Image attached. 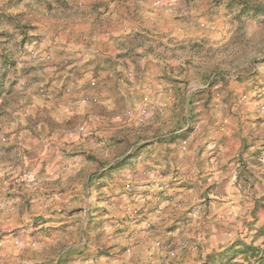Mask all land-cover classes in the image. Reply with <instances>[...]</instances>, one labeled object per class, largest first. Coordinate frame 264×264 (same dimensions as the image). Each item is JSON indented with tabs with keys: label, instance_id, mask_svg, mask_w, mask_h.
Returning <instances> with one entry per match:
<instances>
[{
	"label": "clouds",
	"instance_id": "obj_1",
	"mask_svg": "<svg viewBox=\"0 0 264 264\" xmlns=\"http://www.w3.org/2000/svg\"><path fill=\"white\" fill-rule=\"evenodd\" d=\"M233 2L236 7L229 11L226 6ZM245 4L250 7L243 15H238ZM24 5L26 7L22 5L20 9L12 10L13 13H23L22 16L16 17L13 24H0V88L6 86L7 91L12 93L11 96L0 97V105H10L9 111L20 109L34 90L51 77L63 62H82L95 57L105 47H114L130 39L120 36L106 42L99 35L98 26L91 24L95 14L85 6L84 0H24ZM7 9L8 0H0V12ZM217 11L220 18L216 25L222 26L225 38L219 43L209 40L202 50L194 49L185 54L194 58L190 65L192 70L185 72L186 84L183 87L175 90L162 80L154 79L153 77L160 76L162 72L168 76L173 74L161 66L148 74L142 92L140 85L134 83L138 90L137 95L146 94L145 98L136 103V97H133L128 110L120 113L121 119L112 120L109 116L107 119L91 122L93 132L96 131L97 125L100 126V135L96 139L103 140V145L96 144L92 138H89L88 142L80 139L65 145L64 138H44L46 134H42L41 140L33 141L34 145L39 143L44 148L43 151L33 149L38 152L36 160H29L20 151L12 158L13 162L19 161L18 164L14 167H0V207L6 209L0 219V264H34V261L40 262L50 255L47 250L48 243L41 232L45 225L34 228L33 220L38 214L49 216L53 209L71 207L67 202L71 196L65 193L63 202H56L55 199L48 201L45 204L47 211L27 212L20 216L14 210H9L11 205L20 207L23 201H9L7 193H17L27 199L33 195L40 197L45 189L58 187L50 183L56 179L51 173L61 176L65 174L66 167L72 163L63 158L65 152L79 151L85 155L94 152L99 160L106 162L107 166L99 169L105 173L123 162L125 171L116 180L110 181L107 190L109 194L120 192L119 185L130 181L135 187L137 182L143 185L147 180L159 179L160 171L168 165H171L172 170L179 169L176 175L178 181H188L196 185V191L189 194L185 200V207H196L192 213L187 214V222H180L177 232L173 233L177 240L175 252L180 253L182 249H188L191 252V264H197L195 258L198 256V246L206 253L213 249L219 251L218 246L227 244L236 236L237 231L241 234L247 231L242 225L245 221L253 220L250 215L253 202L264 197V123L257 126L256 123L250 122L258 117L264 118V99L252 102V97L257 95V92L264 95V88L260 87V84H264V0H222ZM85 21L90 27L84 26ZM199 27L207 36L209 28L213 26L201 22ZM60 51H63L64 55H59ZM140 63L143 65L144 61ZM172 63L182 65L183 59L169 63V67H172ZM179 70L177 67V74ZM205 75L207 79H203ZM249 76L252 77L251 80L247 79ZM217 77L229 83L224 87L217 85L213 88V81ZM237 77H244V83H237ZM36 78H40L39 83L34 82ZM87 79H91L90 75L85 77V80ZM252 80L259 82L257 91L244 95L245 86L250 85ZM83 83L84 80H80L74 87ZM194 84L200 85L195 91ZM208 92H211L213 100L205 107L202 95ZM204 99H207V96H204ZM56 103L57 101L49 98L41 106L51 110ZM65 103L68 107H65ZM37 104L39 101L29 108L22 109L23 115L33 112ZM133 104L135 107H132ZM69 107L73 111L79 110L77 105L66 97L64 102H60L58 111L67 113ZM193 112L199 121L195 125L194 135L180 147L178 160L173 162L171 158L165 159V149L175 148V145L158 143V140L167 139L173 133H188L193 127ZM200 114H203V118ZM22 120L23 116L20 117L21 122ZM10 130V127L4 129ZM117 139L124 140L121 149L127 148L126 153L118 154L109 147ZM129 142L131 147H127ZM222 142L227 146L221 147ZM50 143L56 144L55 152L48 148ZM245 143L250 145L248 151H243ZM144 144H150L152 147L143 155L137 156L136 149L142 148ZM201 146H205V155L214 153L215 158L208 161L197 156ZM105 148H108V151H104ZM257 149H262L260 154L252 155ZM154 160L160 161L159 167L153 164ZM45 161H49L51 172L40 175ZM149 166L152 171L148 170ZM82 167L78 186L74 185L72 189V194L79 193L81 200L84 199L83 183L94 171L92 167ZM76 170L78 169H74ZM245 177L248 178V183L245 182ZM9 181L15 186L9 187ZM252 184H255V187H252ZM210 185L215 187L212 191L213 202L209 208L200 203V194ZM134 199L137 203L131 204L127 196L122 197L123 203L119 209L113 205L114 211L134 215L133 209L142 202L139 196ZM85 203L92 204L94 200L89 196ZM163 209L164 206L161 205V211L149 217L146 224L139 227L133 225L135 232L131 239L124 243L131 244L137 238L151 235L153 229L148 225H155V229L159 230L164 223H171V216L167 220L163 219ZM173 215H182V211H176ZM80 223L86 227L84 217L80 218ZM261 225H264V207L259 212L257 227ZM76 240V244H73L72 240H68L67 244L73 247L88 244L87 236L83 240L77 236ZM108 242L110 238L106 236L99 243L88 244V247L94 252L97 247ZM14 250H18L21 256L14 255Z\"/></svg>",
	"mask_w": 264,
	"mask_h": 264
},
{
	"label": "rangeland",
	"instance_id": "obj_2",
	"mask_svg": "<svg viewBox=\"0 0 264 264\" xmlns=\"http://www.w3.org/2000/svg\"><path fill=\"white\" fill-rule=\"evenodd\" d=\"M91 1L92 0L84 1L85 6L90 9L91 13H97L100 6H93V3H89ZM120 2H122V4L119 6L118 10L123 14L130 10V6H132L131 4L138 3L141 5V7H143V9L137 7L138 9H141V11L138 10L141 13L137 14H139L142 18H145L144 15L153 16L152 22H147V25L145 24L146 20L140 21L141 25H138V29L135 31V35L133 37L134 39H141L140 41L145 44V47H143V51H141V53L131 54L134 64L130 63L129 66L116 65L113 68H108L112 73V77H109L108 75H106V77H100L94 72H89L86 75H90L91 79H84V88H82L84 92L78 97L71 98L72 103L76 104L79 110L73 111V109L69 108V111L64 115L63 118H61V121H59L64 128L70 129L71 132L68 135L61 133L58 136V139L62 138L63 136L68 137L66 140H64L65 145H68L69 143H75L80 139L88 142L89 138H92L96 144L103 145V140L96 139V137L100 135V126L97 125L96 131L93 132L91 122L97 119H107L109 116H111L112 120L121 119L120 113L128 110L129 104L133 97H136V103L144 100L146 94L137 95L138 90L134 87V83L140 85V91L142 92L144 85L147 83L148 74L155 72L156 70L160 69L161 66H163L165 69H167V71H170L173 74L168 76L166 73L162 72L160 76L153 78L162 80L164 83L168 84L170 88L179 90L186 84L185 72L192 70L190 65H192L194 57L185 54L194 49L202 50L205 46V43L209 40L219 43V41H222L225 38L222 26L216 25V21L220 18L219 12L217 10L220 8L222 0H195V4L194 0H175V3H173V0H161V4L159 5L154 4V1H152V8H149L150 4L148 0H120ZM22 5L26 7V5H24V0H8V9L0 12V24H13L16 17L22 16L23 13L20 11L13 13L12 10L20 9ZM102 7L106 9V12L108 11L107 5ZM226 7L230 11L232 8L236 7V4L233 2L228 4ZM249 7L250 5L245 4L244 7L240 9V13L238 15H243ZM157 18H160V20ZM201 22L213 26L209 28V35L205 36L201 32L199 27ZM85 23H87V21L84 22V24ZM116 24H123V22ZM107 25H109V21H103V25L99 24L98 27ZM160 26L161 30L159 29ZM145 57H151V59L146 60ZM180 59H183L182 65L177 66L172 63V67H169V63ZM140 61H144L143 65H141ZM177 67L180 69L178 74L176 73ZM203 79H207V76L205 75ZM244 79V77L236 78L237 83L240 84L244 83ZM247 79L251 80L252 77L249 76ZM93 81L95 83H93ZM228 83V81L217 77L213 81L212 87L216 88L217 85L224 87ZM257 84H259L258 81L252 80L250 85L245 86L243 94L247 95L249 92H256ZM199 87V84H194L193 91ZM260 87L264 88V84H260ZM89 90H94V92L89 93ZM64 92L66 94L68 93L70 96H73L71 95L72 88H65ZM204 96H207V99H204ZM261 99H264V95H261L259 92H257V95L252 97V102H258ZM212 100L213 97L211 92L204 93L202 95V102L205 107H207L212 102ZM132 107H135V104H133ZM191 115L193 127L188 133H182L180 135L173 133L167 139L158 140V143L170 141L186 143L188 139L192 138L196 131L195 125L199 121L196 118V113L193 112ZM200 116L203 118V114H200ZM4 118L5 115L0 111L1 123L4 122ZM148 127L151 128V125ZM123 144V139H117L112 142L109 147L118 154H124L126 153L127 148L122 150L121 145ZM131 146L132 144L129 142L127 147ZM151 147L152 145L150 144H144L142 148H137V156L143 155V153L149 150ZM55 150L53 152H55ZM104 151H108V148H105ZM204 151V149H200L197 156L201 157V153ZM34 158L35 156H31L30 160H33ZM63 158L72 161V163L66 167L65 173H70L72 175L75 173L79 174L77 173L79 170L80 172L83 171L82 166L94 168V171L89 174L87 180H85L83 183L84 199L81 200L79 193L70 195L71 199H69L67 202L71 205V207L65 208V212H57L53 214V217H51L52 221L55 224H58L56 225V228H53L54 226L52 227L53 230L51 235L56 237L62 235L63 237L70 238L72 240H76L77 236L81 238L83 231L81 230L82 224L80 223V218H87L89 215L90 218L88 220L86 219L88 228H90L91 225H93L94 220H96L95 230L102 231L105 234L111 231V235L115 234L118 239L125 241L131 239V236L135 232L133 225L140 226L139 224H144L146 221V209L144 205H146V203L153 204L156 202V206L160 208L159 206L163 204H161V202L158 203V201H161V198L164 196H172L171 193L159 196V192L156 191L155 193H148L147 190H151L153 188L156 189V186H161V174H164L163 172H166L170 175L172 174L174 177H176L179 172V169L172 170L171 166L168 165L160 171L159 179L147 180L143 185L137 182L135 187L130 181L128 182V186H126L127 183L119 185L121 188L120 192H111V194H109V191L107 190L109 189L110 181L116 180L117 177H119L120 174L125 171V165L123 162L120 166L112 168L107 173H105L101 172L99 169L105 168L107 166L106 162L99 160L98 156L94 152L86 155L79 151L65 152L63 153ZM206 160L211 161L209 158ZM153 164L156 167H159L160 161L154 160ZM74 169L78 170L74 171ZM148 170L152 171V167L149 166ZM97 175H102L103 181H98ZM153 176H155L154 172ZM69 185L78 186V179L71 180ZM173 188L174 189L171 191H175V197L178 198L179 205L183 206V209H186L185 200L188 198L189 194H192L196 191V185L188 181L176 180ZM98 189H102L103 194H98ZM207 189L204 190L203 194H205V197L208 198V203L211 204V202H213V195L211 191L206 194ZM89 196L93 198L94 203H85ZM124 196L128 197V200L131 204L137 203L134 197H141L142 202L138 207L133 209L134 215L132 216L125 215L123 211L119 213L114 211L113 205H115L116 209H119L120 205L123 203L122 197ZM201 197L202 193L200 194V202L202 199ZM165 198L166 197L163 199ZM54 199L56 202H63L65 197H57ZM142 203H144V205ZM203 204H205V202ZM257 204L258 208L255 207L252 209L250 214L253 217V220L246 221L248 224L246 236L237 231L236 236L228 241L227 244L218 246L220 249L219 251L213 249L212 251L206 253L204 252L203 248L198 246V256L195 258L197 264H264V225L257 227L259 212L261 208L264 207V197L260 198V201ZM165 206L166 205H164V207ZM195 207L196 205H193L190 210H193ZM85 209L88 210L86 215L84 214ZM17 214L23 216V213L20 211ZM63 223L67 226L71 225L70 228H73H69V231H67V229L61 230ZM130 229L132 230L130 231ZM258 240H260L261 243H257ZM127 245L129 244L126 243L125 246L127 247ZM247 245L255 246L257 249L255 252H245V246ZM229 248H232V251L229 254H233V257L230 260H224L226 256L225 254L215 261L208 262L207 258H210V256L217 257V255H219L222 251ZM106 250L107 249L103 248L102 250H99V253H108ZM256 251L258 253L255 255L256 257H254L251 253H256ZM175 262L177 264H191V252L188 253L185 260H179ZM173 263V261L167 262V264ZM161 264L165 263L162 262Z\"/></svg>",
	"mask_w": 264,
	"mask_h": 264
},
{
	"label": "crops",
	"instance_id": "obj_3",
	"mask_svg": "<svg viewBox=\"0 0 264 264\" xmlns=\"http://www.w3.org/2000/svg\"><path fill=\"white\" fill-rule=\"evenodd\" d=\"M148 1L150 4L149 8H152V1H154V4H161V0ZM119 2L120 0H92L91 2H89L93 3V6L95 7L97 5L100 6L98 12L93 13L95 14V17L94 19H92L91 24L99 26V24L103 25V21H109V25L98 27L99 35L103 37L106 42L113 41L115 38H118L120 36H126L130 39H126L120 44L114 45V47H105L103 51L98 53L95 57L83 60L82 62H76L74 60H67L66 62H63L60 66L57 67V71L53 73L51 77H49L46 81L40 84V87L34 90L32 96L25 101V104L21 105L20 109H14L13 111H9L8 107L10 105H0V111L5 115L4 122L1 123L0 121V167H14L16 164H18L19 161L13 162L12 158L15 153L20 151H22L23 156L28 158L29 160L31 156H35L33 160H36L38 158V152L33 149L36 148L42 151L43 145L39 143L34 145L33 141L41 140L42 134H46L44 138L57 137L58 139V136L61 133H65V135L71 133L70 129L64 128L59 122L61 121V118H63L66 114L65 112L58 111L60 107V102H64L66 97L71 100L72 97H78L84 92V90H82V88H84L83 84H81L79 87L74 86L77 84L78 81L84 80V76H86L89 72H94L100 77H106V75L112 77V73L109 71L108 68H113L116 65L129 66L130 63L134 64L133 57L131 54L141 53V51H143V47H145V44L140 41L141 39L133 38L135 35V31L138 29V25H141V20H146L145 24L147 22L151 23L153 16L144 15L145 18H142L139 14H137L141 13L138 10L141 11V9H143V7H141V5H139L138 3L131 4L132 6H130V10L123 14L121 11L118 10L119 6L122 4V2ZM105 5H107L108 7L107 12L106 9L102 7ZM137 7H140L141 9H138ZM157 19L160 20V18ZM120 22H123V24H116ZM84 26L90 27V25H88V22L85 23ZM159 29L161 30V26ZM67 43L71 44L72 41H67ZM58 54L64 55V52L60 51ZM34 82L39 83L40 78H36ZM56 85H58V87H56ZM68 87L72 88L71 95L73 96H70L68 93L66 94L64 92V89ZM93 92L94 90H89V93ZM11 95L12 93L7 91L6 86L0 88V97ZM49 98L57 101L56 105L51 110L47 107L41 106L45 104L49 100ZM37 101H39V104H37L35 110L33 112H30L29 115L24 116L22 109L29 108L33 103ZM65 107H68L67 103H65ZM21 116H23L22 122L20 121ZM250 122L256 123L257 126H259L260 123H264V118L258 117L254 121ZM5 127H10L11 130L4 131ZM62 138L66 140L68 137L63 136ZM163 143L168 145H175V148L169 147L165 149V159L171 158L173 162L178 160L180 147L185 143H179L177 141ZM55 146V143H50L48 145V148L54 151L56 148ZM226 146L227 145L223 143L221 145V147ZM249 147L250 145L245 143L243 145V151H248ZM200 149H205V147L201 146ZM261 150L262 149H257L255 152L252 153V155H259ZM197 154L198 152L196 153V155ZM201 157L213 160L215 158V154L213 153L211 154V156L205 155L204 151L203 153H201ZM241 163L242 165L244 163L242 154ZM48 172H51V169L49 167V161H45L41 167L40 175H43ZM77 173L79 174L75 173L72 175L70 173H65L63 176L58 175L54 172L51 173L56 177V179L50 181V183L56 184L58 185V187L45 189L40 197H36L33 195L25 199L23 196H20L17 193H7V198L9 201H23V204L20 207H17L16 205H11V209L9 211L14 210L16 213L20 211L23 213V215H25L27 212L34 211L37 213H41L43 211H47V208H45V204H47L48 201H52L54 200V198L57 197L64 198L65 193H68L69 196L72 195L73 186L69 185V182L71 180H76L80 177V170ZM163 173L164 174H161V186H156V189L153 188L151 190H147V192L155 193L157 191L159 192V196L165 195L167 193L172 194V196H164L166 197L165 199H163V197L161 198V201H158V203L161 202L163 206L166 205L163 209V219L167 220L171 216V223H164L163 227L159 230L155 229V225H148L149 228L153 229L151 235L144 236L143 238H137L126 247V243H124L125 240L118 239L115 234L111 235V231L105 234L102 231L95 230L96 220H94L93 225H91L90 228L87 227L86 222V227L82 224L81 230L83 231V233L81 234V240H83V238L87 236L88 244H91L93 242L99 243V241L104 240L106 236L110 238V242L102 244L101 246L97 247L93 252L89 250L88 244L73 247L71 244H67V241L72 239L63 237L62 235L59 236L62 237V239H58V236L56 237L51 235L53 228H56V225H58L52 221L51 217H53V214L57 212H65V208L63 207L59 210L53 209L51 215L44 216L38 214L33 220L34 228H40L41 224L45 225L44 228H41V232L48 243L47 250L50 253L49 256L44 257V259L40 262L34 261V264H161L162 262L167 264L168 261H173L174 263H176L175 261L185 260L190 251L188 249H182L180 253L175 252L177 240L173 233L177 232L178 228L180 227V222H187L189 218L187 214L192 213L194 209L190 210L191 207H186V209H183V206L179 205L178 198L175 197V191H171L172 189H174L173 186L177 179L172 174L170 175L166 172ZM102 177V175H97V180L100 182L103 181ZM245 182L248 183L247 177H245ZM8 186L14 187L15 185L12 183V181H9ZM126 186H128V183L126 184ZM214 187V185H210L209 189H207L206 191V194H208L209 191L212 192ZM252 187H255V184H252ZM98 194H103V190L98 189ZM201 198L202 199L200 203L203 206L210 208L212 202L211 204L208 203V198L205 197V194L202 193ZM260 198L254 200L252 209H254L255 207L258 208L257 203H259ZM202 202H205V204H203ZM142 204L144 205V203ZM144 206L146 209V221L144 220V224H146L149 217H152L156 213L161 211V206H159L160 208H158L156 206V202H154L153 204L146 203V205ZM5 211L6 209L4 207H0V219L3 218ZM176 211H182V215L174 216L173 214ZM86 212H88V210L85 209V215ZM89 218L90 215L87 216V218L85 217V219L87 220ZM62 225L63 226L61 227V230L67 229V231H69L71 225L67 226L64 223ZM242 226L243 228L248 230V224L246 223V221L243 223ZM13 231H15V229H13ZM246 233L247 231L242 235L246 236ZM72 242L73 244H76L77 240L73 239ZM66 244L67 246L65 247L64 245ZM103 248L107 249L106 251H108V253L106 252L105 254H100L99 250H102ZM227 250L228 249L222 251L219 255H217V258H219L220 256L222 257L225 254H229L232 249L228 250V252ZM13 254L17 257L21 256V253L18 250H14ZM125 257H127V259H125Z\"/></svg>",
	"mask_w": 264,
	"mask_h": 264
},
{
	"label": "trees",
	"instance_id": "obj_4",
	"mask_svg": "<svg viewBox=\"0 0 264 264\" xmlns=\"http://www.w3.org/2000/svg\"><path fill=\"white\" fill-rule=\"evenodd\" d=\"M232 248H229L228 250H231ZM257 248L255 247V246H251V245H247V246H245V252H247V251H251V252H255V250H256ZM228 250H227V252H228ZM232 251V250H231ZM230 251V252H231ZM258 252L256 251V253H251L254 257H256L255 255L257 254ZM233 255V254H232ZM231 254H227L226 256H225V258H224V260H230L233 256H232ZM221 257V256H220ZM219 257V258H220ZM219 258H217V257H211L210 256V258H207V260H208V262L210 261H215V260H217V259H219ZM221 261V260H220ZM223 261V260H222Z\"/></svg>",
	"mask_w": 264,
	"mask_h": 264
},
{
	"label": "bare ground",
	"instance_id": "obj_5",
	"mask_svg": "<svg viewBox=\"0 0 264 264\" xmlns=\"http://www.w3.org/2000/svg\"><path fill=\"white\" fill-rule=\"evenodd\" d=\"M158 244H159V243H158ZM161 245H162V244H161ZM161 245H160V246H161ZM160 246H159V247H160ZM162 247H163V246H162ZM167 249H168V248H167Z\"/></svg>",
	"mask_w": 264,
	"mask_h": 264
}]
</instances>
